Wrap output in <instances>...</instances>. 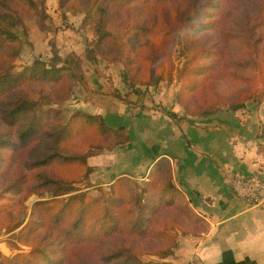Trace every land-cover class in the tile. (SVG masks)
<instances>
[{
	"label": "trees",
	"instance_id": "obj_1",
	"mask_svg": "<svg viewBox=\"0 0 264 264\" xmlns=\"http://www.w3.org/2000/svg\"><path fill=\"white\" fill-rule=\"evenodd\" d=\"M58 5L83 15L80 26L92 32L85 59L117 61L129 89L172 81L171 55L180 34L190 57L176 71V101L186 116H194L192 103L209 116L221 104L237 111L264 98V0H58ZM45 18L34 0H0V229L13 233L23 224L24 202L44 198L18 236L29 252L0 254V264H171L166 260L178 237L200 235L208 225L174 186L169 162L158 160L141 185L124 176L99 187L95 197L79 192V185L90 187L87 160L125 145L127 131L80 110L64 120L61 107L85 82L77 55L62 57L52 47L48 61L38 58L14 72L26 23L36 19L45 31ZM204 35L215 42L191 46ZM221 80L245 90L228 101L214 88ZM13 211L18 216L9 218Z\"/></svg>",
	"mask_w": 264,
	"mask_h": 264
},
{
	"label": "crops",
	"instance_id": "obj_2",
	"mask_svg": "<svg viewBox=\"0 0 264 264\" xmlns=\"http://www.w3.org/2000/svg\"><path fill=\"white\" fill-rule=\"evenodd\" d=\"M88 65L69 100L70 114L99 115L107 127L124 128L129 142L87 160L93 170L87 191L124 176L141 185L165 159L174 186L208 225L205 233L178 237L179 264H264V200L251 209L229 183L236 174L264 177V98L193 118L173 106L174 85L129 91L118 68ZM2 246L10 254L8 243L0 244L8 256Z\"/></svg>",
	"mask_w": 264,
	"mask_h": 264
},
{
	"label": "rangeland",
	"instance_id": "obj_3",
	"mask_svg": "<svg viewBox=\"0 0 264 264\" xmlns=\"http://www.w3.org/2000/svg\"><path fill=\"white\" fill-rule=\"evenodd\" d=\"M34 1L39 4L40 11L46 16V18L44 19V25L47 27V30L41 31L37 25L36 19L30 20L26 23V26L28 28L27 37L24 39V45H23V49L20 54V57L14 63V66H15L14 72H19L23 67L30 65L35 59H38V58H41L44 61H48V59H50L51 57V48L54 47L57 50L58 54L62 57L68 54H71V53L80 57L83 60V64H82L83 72L85 69H87L85 68V64L89 66L88 64L93 65L97 63L98 61L105 63L106 66H112L114 69L118 68L120 81H121V73H122L123 67L117 61H113L110 63V62H106L103 59L98 58L96 61L90 62L85 59V50L88 47H91L92 43L94 42V38L92 36V32L90 31L88 27L82 28L80 26V22L82 20L83 15L73 16L68 12L66 13L63 12L62 10L59 9L58 0H34ZM211 37L214 39L213 35L211 36L204 35L200 39L195 40L194 42H191V46L214 43L215 40H212ZM189 57H190V52H188L185 49L184 41L182 40L181 35L177 34L176 39H175V46L173 48V52L171 55V63L174 67L172 81L168 82L164 80L160 82L157 86L149 87V88H157L161 84H163L164 86L174 85L172 88L174 89V92H173L174 96H173L172 104L173 106L177 105L178 107H180L183 113H185L183 107L176 101V93L178 91V81L176 79V71L179 68H181L182 64ZM78 86H82V85H78ZM126 88L129 91L148 89L144 87H139V88H136L135 90V89H129L127 86ZM214 88L217 91V93H219L220 95L221 93H223L221 96L225 97V99H227L228 101L235 100L239 96V94L245 90V88L242 86L232 85L230 83L224 82L223 80L216 82L214 84ZM221 96L218 97V100L220 102H225L224 98H222ZM69 100L61 107V110L64 114V120H67L68 117L71 115L70 114L71 110L69 108V106L71 105V102H69ZM249 102H256V101H249ZM223 105L224 104H221V106L218 108L222 109L226 107ZM202 109H203L202 105H196L195 103H192L191 113L194 116H191V117L193 118L206 117L200 114ZM79 189H80L79 192L87 191V187H85L84 185H79ZM88 195L91 197H95L98 195V191L96 190L92 192V194L88 192ZM41 200H44V198H40L38 196H31L24 202V205H23L24 210L20 214V219L23 221V224L20 228L16 229L13 233H6L4 229H0V235L2 236L0 240V244L7 242L8 247L10 248V251H11L10 253L11 255H10L8 254L7 249H5L4 246H2L3 252L8 255L5 257H12L13 255L18 254V253L29 252L30 248L26 244L20 243L18 241V236L21 235L22 228L28 222L29 216L31 215L34 208L36 207V204L40 202ZM34 202L36 203L34 204ZM16 216H18V211H13V213L9 216V218L11 217L16 218ZM3 220L4 219L0 217V222H3ZM177 243H178V239H177ZM177 248H178V245H177ZM177 248L174 252V255L166 260L168 263H171V264L180 263V257L177 254V250H178ZM14 251L15 253H12ZM141 259L145 262L150 261V260H155L154 258L148 257V256H141Z\"/></svg>",
	"mask_w": 264,
	"mask_h": 264
},
{
	"label": "built area",
	"instance_id": "obj_4",
	"mask_svg": "<svg viewBox=\"0 0 264 264\" xmlns=\"http://www.w3.org/2000/svg\"><path fill=\"white\" fill-rule=\"evenodd\" d=\"M233 194L251 209L259 207L264 200V177L234 175L229 179ZM2 236L0 235V240Z\"/></svg>",
	"mask_w": 264,
	"mask_h": 264
},
{
	"label": "water",
	"instance_id": "obj_5",
	"mask_svg": "<svg viewBox=\"0 0 264 264\" xmlns=\"http://www.w3.org/2000/svg\"><path fill=\"white\" fill-rule=\"evenodd\" d=\"M36 202H34V204H35Z\"/></svg>",
	"mask_w": 264,
	"mask_h": 264
}]
</instances>
